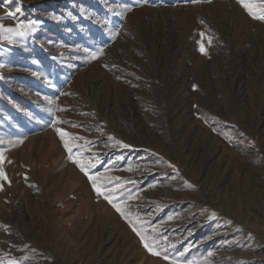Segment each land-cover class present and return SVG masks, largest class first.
<instances>
[{"label": "rangeland", "instance_id": "1", "mask_svg": "<svg viewBox=\"0 0 264 264\" xmlns=\"http://www.w3.org/2000/svg\"><path fill=\"white\" fill-rule=\"evenodd\" d=\"M0 24L25 32L0 39V264H167L54 120L157 250L264 264V22L236 0H0Z\"/></svg>", "mask_w": 264, "mask_h": 264}, {"label": "snow or ice", "instance_id": "2", "mask_svg": "<svg viewBox=\"0 0 264 264\" xmlns=\"http://www.w3.org/2000/svg\"><path fill=\"white\" fill-rule=\"evenodd\" d=\"M147 0H145V3ZM203 2V0H193V3H200ZM207 2H210V0H207ZM237 4L243 8L249 17H251L253 20H257L260 22H264V0H236ZM20 11L19 8L16 9V12L18 13ZM7 15L9 17L14 16V13L8 12ZM36 21L29 22L28 27L30 29H33L34 25H36ZM23 28V25H19L16 28H5L3 24H0V39H6L8 43H15L16 37L23 38L25 35V32L21 29ZM203 36V34H201ZM211 41L209 40V44ZM200 51L202 54H207L204 47L201 46ZM103 50H100L99 54H102ZM98 54H93L92 58H97ZM58 111H64V109H57ZM63 123L60 120H54L52 123V127L55 129L57 135L60 137L61 141L63 142L64 148L68 153V159L74 163L79 170L88 177L93 190L96 192L98 197H103L109 204L112 205V207L126 220H128L130 226L132 227V230L136 233L137 236L140 237V240L144 246V248L152 255L161 257L165 261H167V264H182V261L176 257H169L166 254V250L164 252H161L155 248V244L157 241L150 239L144 234V231L138 229L135 224L132 223V221L129 219V217L126 215L124 209L120 206V203L118 201V197L116 195L117 189L114 186H106L102 183V175H93L90 174V163L82 157L81 153L78 151L74 152V149H77L79 146L74 143V141L82 138L70 136L67 132L63 131L61 128L57 127L58 124ZM75 127V125H72ZM109 139H112L111 137ZM22 143V141H20ZM2 143V142H0ZM88 143V142H86ZM116 143H120L117 141ZM122 147H129L128 145H121ZM5 162V156L3 152H0V181H6L8 178L5 174L3 164ZM2 187V185H0ZM213 216L215 213L212 214ZM184 253L181 252L180 256L183 257ZM27 259V257H25ZM8 264H20V262L16 261L15 259H11L8 261ZM186 264H198L197 261H186Z\"/></svg>", "mask_w": 264, "mask_h": 264}]
</instances>
